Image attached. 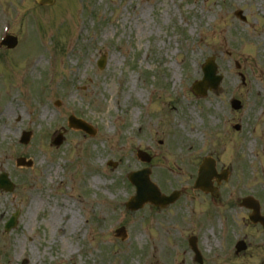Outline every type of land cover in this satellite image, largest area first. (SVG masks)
<instances>
[{
  "label": "rangeland",
  "instance_id": "1",
  "mask_svg": "<svg viewBox=\"0 0 264 264\" xmlns=\"http://www.w3.org/2000/svg\"><path fill=\"white\" fill-rule=\"evenodd\" d=\"M6 2L0 0V7ZM57 5L58 20L46 10L41 24L39 14L36 22L26 20L31 27L22 28L26 36L21 47L0 69V93L6 87L16 96L7 111L12 99L7 102L3 93L0 98V173L6 172L16 186L13 192L0 191V264H197L184 234L200 236L206 264H214L215 253L216 264L259 262L264 236L247 221L249 212L233 204L251 194L264 200V181L252 175L263 165L250 155L254 136L235 135L231 125L246 130L251 124L264 126V92L255 88L257 99L248 95L249 81L264 82V0H57ZM8 7L13 10L17 4L10 0ZM237 10L244 11L247 22L235 16ZM5 19L0 14V30ZM43 25L55 29L49 39L60 35L49 46L54 70L47 72V58L37 68L29 63L25 67L35 82L24 81L19 93L26 70L22 66L43 52L39 39L48 38L39 31ZM26 53L31 55L24 59ZM103 55L107 64L101 70L98 60ZM211 56L224 76L222 88L198 98L192 84L203 77L202 66ZM236 59L241 61L239 70ZM241 97L246 106L231 119L230 102ZM45 108L50 117L42 122ZM71 115L91 124L97 135L70 129ZM27 128L33 134L30 143L17 144L20 129ZM57 133H63L62 144L49 148L51 134L53 139ZM220 141L225 142L222 149L229 142L236 148L230 151L240 148L242 159L222 155L216 149ZM145 146L160 153L149 166L155 183L168 192L186 186L172 213L151 212L147 206L141 212L126 208L134 195L127 177L144 165L135 151ZM216 150L221 152L220 167L232 166L235 172L216 200L218 218L209 208L198 215L202 225L215 223L209 235L176 217L189 218L205 204L202 193L191 191L187 182L191 174L196 177L197 160L216 156ZM19 157L33 160L34 168H17ZM110 161L118 166L112 168ZM223 204L232 206L221 213ZM16 211L21 212L18 225L6 233L4 226ZM66 211L71 213L62 220ZM72 213L80 218L76 229L70 224ZM120 226L128 230L124 242L114 236ZM228 227L229 245L243 237L254 240L256 248L249 256L237 258L235 249L228 250L227 240L222 241Z\"/></svg>",
  "mask_w": 264,
  "mask_h": 264
},
{
  "label": "water",
  "instance_id": "2",
  "mask_svg": "<svg viewBox=\"0 0 264 264\" xmlns=\"http://www.w3.org/2000/svg\"><path fill=\"white\" fill-rule=\"evenodd\" d=\"M220 82V78H216V65L213 60L209 62L208 66L205 68V78L199 83L196 87H194L195 93L198 95H206L209 88L216 90V86ZM202 179V178H201ZM200 179V181H201ZM199 181V182H200ZM144 190L140 191L138 198L136 199L134 205H132V209H138L139 203H143L144 201L151 199L154 203H165V200H162L158 196V191H156L148 184L145 185ZM0 187H4L7 189H11V185L6 183V176H3L0 179ZM14 226V225H13ZM9 228H12L11 224H8ZM120 235L124 234V230H120L118 232Z\"/></svg>",
  "mask_w": 264,
  "mask_h": 264
},
{
  "label": "bare ground",
  "instance_id": "3",
  "mask_svg": "<svg viewBox=\"0 0 264 264\" xmlns=\"http://www.w3.org/2000/svg\"><path fill=\"white\" fill-rule=\"evenodd\" d=\"M49 117H50L49 112L47 110H44V113L42 114V120L46 121ZM94 180L96 182H99L100 177H98L97 179H94ZM64 204H65L64 205L65 207L68 206V203H64ZM35 208H36V205H35ZM68 213H71V212L66 211L63 215H61V219L63 220L66 216H68ZM72 215H73V220H72V222L70 221V224L76 229L80 225V218L77 214L72 213ZM55 224H56V222H55ZM67 247H68L69 251H76V250H73V248H71L69 245H67Z\"/></svg>",
  "mask_w": 264,
  "mask_h": 264
}]
</instances>
